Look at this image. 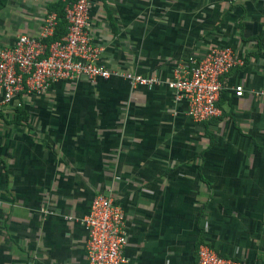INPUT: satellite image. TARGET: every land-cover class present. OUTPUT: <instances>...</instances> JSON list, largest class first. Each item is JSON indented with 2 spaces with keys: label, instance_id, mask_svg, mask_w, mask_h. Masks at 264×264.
<instances>
[{
  "label": "crops",
  "instance_id": "crops-1",
  "mask_svg": "<svg viewBox=\"0 0 264 264\" xmlns=\"http://www.w3.org/2000/svg\"><path fill=\"white\" fill-rule=\"evenodd\" d=\"M60 1L0 0V49ZM91 20L104 66L160 83L77 77L9 104L0 90V264H88L97 194L123 208V264H196L200 243L264 264V96L248 92L264 90V0H94ZM214 46L244 64L196 123L165 83Z\"/></svg>",
  "mask_w": 264,
  "mask_h": 264
},
{
  "label": "built area",
  "instance_id": "built-area-1",
  "mask_svg": "<svg viewBox=\"0 0 264 264\" xmlns=\"http://www.w3.org/2000/svg\"><path fill=\"white\" fill-rule=\"evenodd\" d=\"M66 33L52 39L59 24L56 11L43 17L36 35L19 34L12 45L0 49V90L2 103L9 104L22 91L46 93L52 83L83 77L89 81L119 76L134 86L151 89L160 83L153 75L131 71H112L101 62L104 47L90 33L94 0H65ZM244 64L232 46H214L201 56L189 55L183 66L165 86L176 99L186 103V115L193 122H207L221 113L220 95L227 75ZM264 96V90L248 91ZM236 96L245 94L242 85L234 87ZM82 223L87 231L85 243L88 264H123L127 243L126 218L121 205L105 194L95 195ZM196 264H240L218 253L206 243L196 249Z\"/></svg>",
  "mask_w": 264,
  "mask_h": 264
},
{
  "label": "trees",
  "instance_id": "trees-1",
  "mask_svg": "<svg viewBox=\"0 0 264 264\" xmlns=\"http://www.w3.org/2000/svg\"><path fill=\"white\" fill-rule=\"evenodd\" d=\"M65 3H66L65 0L60 1V4H61L60 9L58 10L56 9L57 11L53 10V11H56L59 16V24H58V27L52 39H57L66 33V20L64 18Z\"/></svg>",
  "mask_w": 264,
  "mask_h": 264
}]
</instances>
